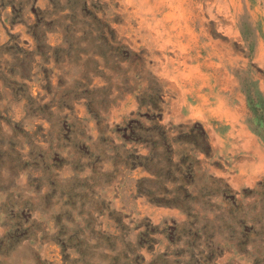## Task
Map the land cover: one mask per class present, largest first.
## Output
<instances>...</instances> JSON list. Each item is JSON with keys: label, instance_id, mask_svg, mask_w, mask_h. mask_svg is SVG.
I'll list each match as a JSON object with an SVG mask.
<instances>
[{"label": "rangeland", "instance_id": "obj_1", "mask_svg": "<svg viewBox=\"0 0 264 264\" xmlns=\"http://www.w3.org/2000/svg\"><path fill=\"white\" fill-rule=\"evenodd\" d=\"M230 1L0 0V264H264V0Z\"/></svg>", "mask_w": 264, "mask_h": 264}, {"label": "bare ground", "instance_id": "obj_2", "mask_svg": "<svg viewBox=\"0 0 264 264\" xmlns=\"http://www.w3.org/2000/svg\"><path fill=\"white\" fill-rule=\"evenodd\" d=\"M141 4H149L151 2H156L157 0H139ZM162 2H164L165 0H161ZM172 1H176L178 3V5L176 6V8L179 9V13H178V22L180 27V32L182 33H186L185 29H188V34H192L193 30L195 29L196 26V22H195V18L198 17L199 15L197 14L195 16V18H192V12L191 10H189V8H191L192 3L194 2V0H189L190 2H188V0H171ZM232 1V0H231ZM230 1V2H231ZM229 2V3H230ZM178 12V11H177ZM187 12L189 13L190 17L187 16ZM176 16V15H175ZM191 19V21L188 23V21ZM211 30V29H210ZM262 66V65H261ZM197 104V103H196ZM208 107V106H207ZM194 111V110H193ZM197 112V111H196ZM212 113V112H211Z\"/></svg>", "mask_w": 264, "mask_h": 264}]
</instances>
